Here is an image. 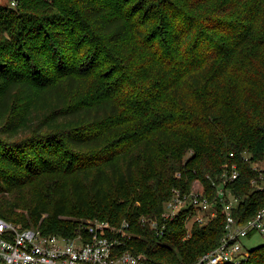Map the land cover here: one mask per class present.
<instances>
[{
    "label": "trees",
    "instance_id": "1",
    "mask_svg": "<svg viewBox=\"0 0 264 264\" xmlns=\"http://www.w3.org/2000/svg\"><path fill=\"white\" fill-rule=\"evenodd\" d=\"M263 159L264 0L0 4V217L67 237L127 221L150 264H195L226 215L189 235L184 210L160 235L173 189L212 200L236 165L245 223L264 208ZM241 264H264V243Z\"/></svg>",
    "mask_w": 264,
    "mask_h": 264
},
{
    "label": "built area",
    "instance_id": "2",
    "mask_svg": "<svg viewBox=\"0 0 264 264\" xmlns=\"http://www.w3.org/2000/svg\"><path fill=\"white\" fill-rule=\"evenodd\" d=\"M10 5L16 6L17 0H10ZM238 174L233 165L231 173L223 174L221 183L215 181L216 192L212 200L202 184L193 182L187 191L174 188L165 202L160 235H164L166 221L176 219L180 212L185 210L186 223L191 227L216 217L218 204H222L221 210L227 219L226 232L219 244L203 253L195 264H241L249 255L243 240L251 232L259 233L264 239V208L245 223H239L233 215L238 198L226 184ZM260 188H264V184ZM144 221L151 227H159L157 219L146 218ZM83 227L84 231L78 230L77 234L67 237L47 234L40 228H26L0 217V264H150L146 256L126 246L132 236L129 222L114 225L108 220L92 219Z\"/></svg>",
    "mask_w": 264,
    "mask_h": 264
},
{
    "label": "rangeland",
    "instance_id": "3",
    "mask_svg": "<svg viewBox=\"0 0 264 264\" xmlns=\"http://www.w3.org/2000/svg\"><path fill=\"white\" fill-rule=\"evenodd\" d=\"M0 4L9 5L10 4V0H0ZM254 166L257 167L260 170H264V159L262 161H260L259 163H255ZM255 184L257 186H260V184L258 182H255ZM262 184H264V180H263ZM191 224L192 223H190V225ZM190 234H191V229L189 227V235ZM243 243H244V245L246 246L247 249L251 250L252 248L257 247L258 245L264 243V239L259 233H255L252 236H249V237L245 238L243 240Z\"/></svg>",
    "mask_w": 264,
    "mask_h": 264
}]
</instances>
